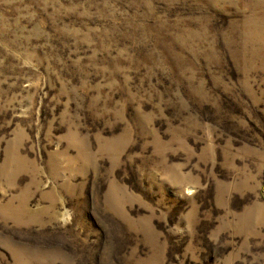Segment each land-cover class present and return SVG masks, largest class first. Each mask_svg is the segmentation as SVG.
<instances>
[{"label":"rangeland","instance_id":"374dc122","mask_svg":"<svg viewBox=\"0 0 264 264\" xmlns=\"http://www.w3.org/2000/svg\"><path fill=\"white\" fill-rule=\"evenodd\" d=\"M0 264H264V0H0Z\"/></svg>","mask_w":264,"mask_h":264}]
</instances>
